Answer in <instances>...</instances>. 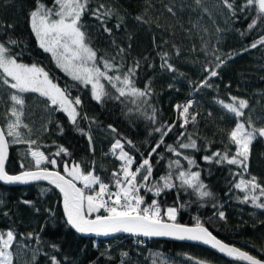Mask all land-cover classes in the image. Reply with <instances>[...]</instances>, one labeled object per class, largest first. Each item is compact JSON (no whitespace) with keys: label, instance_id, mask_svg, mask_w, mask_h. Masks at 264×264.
Segmentation results:
<instances>
[{"label":"trees","instance_id":"16d2710c","mask_svg":"<svg viewBox=\"0 0 264 264\" xmlns=\"http://www.w3.org/2000/svg\"><path fill=\"white\" fill-rule=\"evenodd\" d=\"M41 2L52 6V0ZM244 3L245 0H235L233 15L223 7L221 0H201L200 4L195 0H89L81 23L85 25L82 30L90 46L98 56L109 59L115 56L114 62L124 65L122 72L138 62L135 86L144 89L147 84L150 87L145 97L117 100L112 97L118 93L102 78L111 96L98 102L92 97L91 85L74 81L37 42L30 20L37 0H0V42L16 40V45L7 46L18 62L43 68L54 83L61 88L68 87L72 99L81 100L76 106L78 123L86 134H82L58 106L46 105V98L38 93L24 94L26 106L22 119L29 128H21V131L25 139L35 140L33 147L38 146L47 157L41 167L65 175V165L79 164L81 171H93L115 191L112 174L120 169L121 161L111 148L117 139L134 157L132 167L150 159L153 169L150 179L143 181L146 172L139 176L146 187L162 184L160 177L168 175L170 162L178 159L180 168L171 169L173 188L165 189L159 196L154 195V189L147 192L141 188L146 204L156 199L162 213L168 207H175V222L195 225L199 219L220 240L264 260V209L254 207L251 202L241 203L244 192L234 187L242 178L234 173L244 170L226 161L216 163L219 157L210 161L203 159L212 157L215 152L223 154L226 145L229 157L236 152L235 145L229 144L228 133L237 119L219 101L230 103L231 97L245 99L248 107L242 119L247 122L250 117L255 128L264 127V44L251 47L264 37V16L257 18L254 8L241 11ZM101 4L116 10V14L106 18L105 24L92 15ZM253 19H257V24L249 30ZM105 26L111 29V34L104 31ZM121 48L124 49L122 61L117 55ZM164 53L175 71L162 67ZM229 54L231 58L217 69V76L209 79V86L199 87L208 75L205 66L215 68V57L224 58ZM0 100L4 101L0 103L2 114L11 102L6 94H0ZM189 101L192 104L188 123L182 128L184 118L180 113ZM153 110L155 122L149 119ZM192 115L196 116L195 122L191 120ZM4 123L0 116V125ZM167 125H173L172 130L149 158L148 154L161 139V133L154 129L165 126L164 131H168ZM181 132L186 135L180 136ZM189 136L196 141L197 148H179L180 143L189 142ZM167 145H172L180 155L168 151ZM61 146L66 152L56 155ZM27 151V143L10 145L5 166L9 174L35 169ZM185 156L195 161L190 169ZM51 159L56 160V165L48 163ZM247 165L243 178L255 176L264 185V144L260 137L249 146ZM179 170L199 172L200 180L212 195L201 198L193 189L181 187V182L175 179ZM76 184L82 188L81 183ZM96 187L99 186L84 191L91 194ZM220 212L224 213V218L220 217ZM9 230L14 233L8 248L12 264H51L53 256L60 264H239L187 242L126 236L100 240L80 236L65 221L59 194L44 183L0 184V233Z\"/></svg>","mask_w":264,"mask_h":264},{"label":"snow or ice","instance_id":"6c2138e0","mask_svg":"<svg viewBox=\"0 0 264 264\" xmlns=\"http://www.w3.org/2000/svg\"><path fill=\"white\" fill-rule=\"evenodd\" d=\"M196 4H200L201 0H195ZM223 7H225L231 14H235V0H221ZM89 0H52V6H46L41 0H37V6L30 12L31 28L37 37L39 45L46 52L51 53L57 62V66L66 72L74 81L80 82L84 85H91V93L93 99L98 102L102 98L110 97L101 79L107 81L117 96L112 97L119 100L121 97L141 98L149 95L150 87L146 84L144 89L135 86V74L139 67L137 62L135 67H130L126 72H122L123 63H115L116 57L110 59L105 56H98L97 51L90 46L85 31V25L81 23L82 16L88 10ZM255 9L257 18L264 16V0H245L241 7V11ZM103 9V11H102ZM171 11V9H169ZM116 14V10L112 8H105L101 4L92 15L99 20L101 24L106 23V18L112 17ZM141 19V17H137ZM257 24V19H253L248 25L251 30ZM119 28V24L116 25ZM104 31L111 34V29L104 27ZM17 41L9 39L7 42H0V94H6L11 106L6 112L0 114L3 117L4 123L0 125V181L6 183H28L30 181L48 180L55 185L63 194L64 212L67 217V223L79 233H96L97 235H108L110 233L126 232L139 233L147 237L153 236H174L177 239H189L202 241L205 244L217 249L221 253L232 257L235 260L246 262V264H264V261L259 260L249 252L242 251L232 245L225 244L217 239L203 224L196 219L193 227L175 223L177 208L168 207L162 213L160 205L156 199L151 201V204H146L144 196L140 195L141 188L147 192H152L159 196L165 189H171L175 185L173 183V167L180 168V160L170 162L169 174L160 177L162 184L152 186H145L143 181H148L152 175V165L150 159H144L142 163L132 170L134 157L129 155L124 150V144L117 139L112 145L111 151L113 153L119 150L118 159L122 161L119 170L112 174L115 191L112 190L110 184L104 183L101 178L94 174L93 171L85 174L80 169L79 164H74L71 169L65 165L64 172L66 175H61L58 171H49L41 167L42 163L47 159L45 154L39 150L35 140L25 139V134L21 128L28 129L29 126L23 122L24 109L26 106V93H38L40 97L46 98L44 101L46 105L58 106V109L65 112L69 121L77 127L82 133L84 130L79 128L77 107L81 104L79 97L71 98L68 87L61 88L54 83L49 74L36 64L27 65L18 62L17 56L11 54V49L7 45H16ZM264 44V37L255 41L251 47L255 48L257 45ZM124 49H119L117 55L121 56ZM231 58H222L220 55L215 57V68L205 66L204 71L208 73L205 80L202 81L199 87L209 86L208 81L211 77L218 75L217 69ZM164 65L170 71H175L172 64L168 63L167 53L162 54ZM102 65V67H101ZM116 73L115 75L110 73ZM0 100V103H3ZM133 103L136 101L133 100ZM222 107L229 113L234 114L237 123L228 133L229 144L235 145L236 152L229 157L226 150L223 154L220 152L213 153L212 157L205 156L204 160L210 161L214 157H219L215 162H227L229 165H237L244 171L242 173H234L240 175L242 178L235 183L234 187L244 192L241 203H248L260 209H264V202L261 198L264 197V185H261L255 176L250 179H244L243 176L247 173L249 159V146L257 137H264V127L255 128L251 123L249 117L247 122L244 117V109L248 107V102L245 99H238L231 97L230 103L219 101ZM192 101L183 107L180 115L184 118L183 128L188 123L189 108ZM180 106L177 105V108ZM155 110L153 115L149 117L155 122ZM87 119V117H84ZM192 122H195L196 116H191ZM164 127L156 128L154 131L161 133V139L156 146L148 154L149 158L157 152V149L164 142V137L172 130L173 125H167L168 131H164ZM115 131V129H113ZM31 130L29 129V135ZM186 133L181 132L180 136H185ZM10 138V139H9ZM179 139V137H178ZM188 143H180L181 149H196L197 143L195 140L188 137ZM91 141V137H89ZM28 144V152L35 161L37 170H25L18 175H9L5 169V161L8 156V149L12 144ZM131 144V141L127 142ZM170 152L180 155L179 152L172 145H167ZM60 152H66L62 146L56 155ZM188 161L189 169L195 164V161L188 156L184 157ZM48 163L56 165V160H48ZM21 167L25 165L21 163ZM146 172L143 175V181L138 179V174ZM121 173L123 178H121ZM70 177V178H66ZM175 179L181 182L180 186L193 189L199 197H210L211 192L206 190V185L200 180V173L190 170H179ZM75 180L83 182L84 188H79L74 183ZM93 185H98L99 190L95 194H86L84 189L92 188ZM103 209L106 215H96L91 217L92 213H99ZM221 218H224V213H219ZM167 216V222L164 219ZM4 234L0 233V264H12V253L7 251L14 239V233L9 230ZM55 247V245H53ZM126 256V253H122ZM51 264H60L55 256L51 257Z\"/></svg>","mask_w":264,"mask_h":264},{"label":"water","instance_id":"95a60500","mask_svg":"<svg viewBox=\"0 0 264 264\" xmlns=\"http://www.w3.org/2000/svg\"><path fill=\"white\" fill-rule=\"evenodd\" d=\"M263 141V144H264V137H260ZM7 160H8V156H7V159L5 161V166L7 164ZM32 170H37L36 168L35 169H32ZM49 171H56V170H53V169H48ZM25 171V170H24ZM22 172V171H20ZM20 172L18 173H14V174H9V175H18ZM61 174V173H60ZM63 175V174H61ZM68 178V177H66ZM35 183H44V184H47L48 186H50L51 188H53L60 196V206H61V210H62V214H63V217L65 219V221L67 222V217L65 215V212H64V199H63V194L60 192V190L58 188L55 187V185L51 184L48 180H39V181H30L28 183H6L4 181H0V184L2 185H5V186H21V185H30V184H35ZM75 183V182H74ZM76 184V183H75ZM77 187H79L77 184H76ZM95 218V217H93ZM167 222H171V221H168V220H165ZM175 223H178V222H175ZM68 224V223H67ZM178 224H182V223H178ZM69 225V224H68ZM182 225H186L188 227H193L194 225H187V224H182ZM70 226V225H69ZM71 227V226H70ZM205 227V226H204ZM72 228V227H71ZM206 228V227H205ZM75 232H77L74 228H72ZM80 236H83V237H88V238H94V239H100V240H103V239H109V238H113V237H116V236H126V237H131V238H141V239H163V240H169V241H176V242H187V243H192V244H197V245H200V246H203L219 255H221L222 257H224L225 259L229 260V261H234V262H237L239 264H246V262H242V261H238V260H235L233 259L232 257H229L227 256L226 254L224 253H221L220 251H218L217 249L211 247L210 245L208 244H205L203 243L202 241H197V240H189V239H177L176 237L174 236H153V237H147V236H144L142 234H139V233H136V234H133V233H126V232H117V233H110L108 235H97L96 233H79L77 232ZM213 235V234H212ZM216 237V236H215ZM217 238V237H216ZM219 239V238H217ZM220 240V239H219ZM222 241V240H221ZM224 242L225 244H228V245H232V246H235L237 247L236 245L234 244H230V243H227L225 241H222ZM239 248V247H237ZM241 249V248H240ZM242 251H245L243 249H241ZM256 257V256H255ZM258 258V257H256ZM259 260L261 261H264L260 258H258Z\"/></svg>","mask_w":264,"mask_h":264},{"label":"rangeland","instance_id":"374dc122","mask_svg":"<svg viewBox=\"0 0 264 264\" xmlns=\"http://www.w3.org/2000/svg\"><path fill=\"white\" fill-rule=\"evenodd\" d=\"M36 36V35H35ZM36 39H37V37H36ZM37 42H38V40H37ZM39 43V42H38ZM51 54V53H50ZM52 56V55H51ZM53 57V56H52ZM54 59V58H53ZM55 60V59H54ZM55 62H56V60H55ZM57 63V62H56ZM65 113V112H64ZM66 114V113H65ZM67 115V114H66ZM125 150V149H124ZM126 151V150H125ZM28 152V151H27ZM119 150H116V152H115V156H116V158L118 159V157H119ZM28 156V158H29V160L31 161V163H32V165L34 166V168H36V166H35V161L32 159V157L30 156V155H27ZM119 160V159H118ZM120 161V160H119ZM121 163H122V161H121ZM45 164V161L42 163V165L41 166H43ZM73 165L74 164H71V165H69L68 166V168L69 169H71L72 167H73ZM64 174L66 175V173L64 172ZM85 174H87V173H85ZM68 178H70V177H68ZM75 183H81V187L83 188L84 187V185H83V182L82 181H79V180H75L74 181ZM94 186V185H93ZM92 186V187H93ZM96 189V191H98L99 190V187H96L95 188ZM87 194V193H86ZM167 209V208H166ZM166 209H165V211H166ZM96 215H99V213H92L91 214V216H92V218L93 217H95ZM100 215H101V213H100ZM165 220H168V218H167V216H165ZM4 234V238L6 239L7 238V236H6V233H3ZM7 251H9L8 249H7Z\"/></svg>","mask_w":264,"mask_h":264},{"label":"built area","instance_id":"2783aa9c","mask_svg":"<svg viewBox=\"0 0 264 264\" xmlns=\"http://www.w3.org/2000/svg\"><path fill=\"white\" fill-rule=\"evenodd\" d=\"M137 166H139V164L136 165V166H134V167H132V170L135 171V168H136ZM120 167H121V165H120ZM139 176H140V174H138V179H139ZM95 191H96V189H93L91 194L94 195V194H95ZM140 195H141V193H140ZM99 212L101 213V215H106V213L104 212L103 209H101ZM139 242H142V241L140 240Z\"/></svg>","mask_w":264,"mask_h":264}]
</instances>
